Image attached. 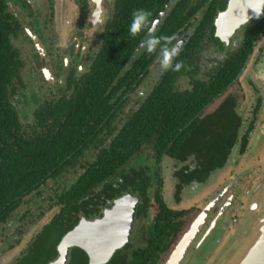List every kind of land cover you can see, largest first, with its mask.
<instances>
[{"label":"flooded vegetation","instance_id":"af4514ba","mask_svg":"<svg viewBox=\"0 0 264 264\" xmlns=\"http://www.w3.org/2000/svg\"><path fill=\"white\" fill-rule=\"evenodd\" d=\"M227 2L124 0L126 9L128 6H138V9L149 10L154 35L171 37L169 47H179V55L173 63L183 62L184 68L174 77L172 92L179 93V100L187 93L196 92V96L205 103H200L202 107L194 114L195 117L182 127L179 116H188V111H180L179 108L165 112L172 118V137L168 143L171 152H163L160 156L156 154L160 132L157 136L155 133L144 138L140 151L124 166L126 171L130 168L143 171L141 179L133 184V189H124L103 201L95 195V200L92 197V204L86 207L87 214L78 213L75 225L66 233L74 229L81 219L88 222L102 219L104 214L113 211L114 203L127 194H130L129 200L134 202L127 239L102 264H168L170 261L173 264H206L208 256L224 238L233 212L241 210L236 204L237 200L251 198L257 188L256 184L251 185V193L248 188L242 192L241 182L250 177V171L242 167V161L247 157L252 160L264 148V14L230 35L217 36L215 20L226 9ZM115 3L116 0H101L103 22L94 24L91 21V12L97 8L94 0H0V19L6 25L4 30H8L7 38L19 64L18 76L6 86V97L19 134L29 137L32 131L39 129L34 126L37 110L50 109L53 104L73 98L82 78L89 73L103 39L108 36L106 28L114 17ZM166 22L169 26L162 34L161 25ZM142 34L134 49L138 55L132 53L126 64H136L137 82L122 96L102 97L106 102L103 110H100L103 120L99 122L98 129L101 128V131L95 148L85 153L81 165L89 164L99 151L109 148L119 138L125 124L139 111L165 74L160 68V49L149 54L141 44L148 34ZM217 86H223V89L216 93ZM234 86L239 87L238 94ZM245 91L249 96L244 95ZM116 98H120V101ZM247 100L249 108L244 106L243 110L242 103ZM116 104V110H112ZM227 109L229 118H232L231 128L235 126L233 145L214 169L202 178L200 171L192 173L200 168L192 151L193 145L197 143L202 129H209V124L214 131L221 127ZM163 113L156 111L159 130L162 128ZM194 119L202 121L205 126L201 125V129L193 126L189 130ZM42 136H45L43 132ZM239 166L242 168L235 171ZM231 171L233 173L227 175ZM81 172L82 168L77 165L75 173L69 172L26 197L36 198V202H47L45 210L57 208L53 217L60 208L52 203L54 194L65 190ZM166 180L171 182L169 205L163 201V184ZM248 202L244 212L250 214ZM32 209L24 210L22 214L26 218L20 221L18 217V220L33 224L34 220L30 218L36 208ZM121 214L123 212L111 216L119 220ZM40 217L42 212L36 219ZM126 222L123 221L122 227ZM58 243L55 246L56 255L51 261L57 257ZM16 244L18 240L7 243V247L12 249ZM75 251L83 254L84 264H90L88 255L76 246L69 247L65 264H71L74 260L71 255ZM93 251L92 259L101 257L104 252L100 248ZM75 261L74 264H79Z\"/></svg>","mask_w":264,"mask_h":264},{"label":"trees","instance_id":"16d2710c","mask_svg":"<svg viewBox=\"0 0 264 264\" xmlns=\"http://www.w3.org/2000/svg\"><path fill=\"white\" fill-rule=\"evenodd\" d=\"M135 9L138 6L126 9L124 0H116L114 17L106 28L108 36H104L89 73L82 78L71 100L35 112L34 126L39 129L32 131L29 137L19 134V130L17 132L15 117L6 97V86L18 76L19 64L7 38L8 30H4L6 25L0 19V222L4 223L21 206L23 198L39 187L61 179L69 172L75 173L77 165L82 168L65 190L54 194L52 203L60 206L58 212L32 237L14 264H47L53 260L59 239L75 225L79 212L87 214L86 207L92 204V197L95 200L96 195L100 201L109 199L124 189L132 190L133 184L141 179L143 171L134 168L126 171L124 166L140 151L144 138L155 133L157 136L160 132L156 154L160 156L163 152H171L168 143L172 137V118L165 112L179 108L180 111H188V116H179L182 127L195 117L194 114L205 103L196 96V92L187 93L179 100L180 95L172 92L171 84L180 71L169 70L160 84L152 89L139 111L125 124L119 138L109 148L99 151L89 164H80L85 153L95 148L101 131V128L98 129L99 122L103 120L100 110L106 102L102 97L122 96L137 82L136 64L126 65L132 53L138 55L134 49L144 35L140 33L133 38L129 34ZM168 26L169 23H163L160 32L163 34ZM222 89L223 86L215 87L216 93ZM116 100L120 101V98ZM116 106L112 110H116ZM158 110L164 111L161 130L156 124ZM228 114L227 109L218 130L214 131L211 124L209 129H202L192 148L200 167L192 171L193 174L200 171V176L204 178L229 152L235 137V126L231 128L232 118ZM208 121L211 123L210 119ZM201 125H204L202 121L194 119L189 130ZM25 218V214L19 216L20 221ZM16 233L21 234L19 230ZM71 258L79 264L85 263L79 251L73 252Z\"/></svg>","mask_w":264,"mask_h":264},{"label":"water","instance_id":"95a60500","mask_svg":"<svg viewBox=\"0 0 264 264\" xmlns=\"http://www.w3.org/2000/svg\"><path fill=\"white\" fill-rule=\"evenodd\" d=\"M255 6V0H228L226 9L215 20V34L230 35L247 22L258 20L262 14L257 16L253 13L251 9ZM129 198L130 194H127L116 201L113 211L104 214L100 220L88 222L81 219L78 225L66 233L58 243L57 257L54 260L56 264H65L67 251L71 246L82 249L88 255L90 264L105 263L112 252L127 239L128 224L132 220L135 207L134 202ZM127 207L129 208L125 209ZM249 209L256 211L258 217L247 236L230 252L222 264H264V183L253 197ZM116 211L123 212L121 214L123 219H120L121 215L119 220L111 216L115 215ZM122 220L127 221L124 227ZM116 223L120 225L116 226ZM97 248L103 249L104 252L101 257L92 259L91 253ZM168 264L173 263L170 261Z\"/></svg>","mask_w":264,"mask_h":264},{"label":"rangeland","instance_id":"374dc122","mask_svg":"<svg viewBox=\"0 0 264 264\" xmlns=\"http://www.w3.org/2000/svg\"><path fill=\"white\" fill-rule=\"evenodd\" d=\"M234 90L237 94L239 93V87L234 86ZM244 95L249 96V93L245 91ZM249 100H247L245 103H242L243 110L244 106L246 109L249 108H247V103H249ZM242 163V167L247 168L250 171V177L245 178V180L241 182L242 192L248 188V192L251 193V185L255 186L256 184L257 188L255 189V192L251 198L248 199L247 197L242 198L239 201L237 200L236 204L239 208H241V210H239L238 213L237 211L233 212V216L227 224V230L225 231L224 238L220 241L219 245L216 247V250H214L208 256L206 264H222L230 252L247 236L252 225L255 223L256 218L258 217V213L254 210L251 211L249 209L250 214L245 213L244 206L248 201L250 205L253 197L261 189L264 183V148L260 151V154H257L252 160L251 158L247 157V159L243 160ZM242 167L239 166V168L237 167L234 170H239ZM232 173L233 171L228 172L227 175H231ZM212 191H214V188ZM45 194L46 192H44V195ZM170 194L171 182L170 180H166L163 184V201L168 205L171 203L169 200ZM39 201L36 202V198L33 199L32 197H26L23 200L22 205L10 216L8 221L4 224H0V264H11L24 250L29 240L41 229L45 223L49 221L52 215L56 212L57 208L45 210L47 202L43 203V201ZM31 208H36V211L32 213L30 218L32 221L34 220L33 224L29 225L27 223L24 224V222H20L18 220L19 215L24 213V210H30ZM41 212L42 217L36 219L38 214ZM17 230L21 231L20 236L16 235ZM16 240H18V244L14 245L12 249H8L7 243L12 244Z\"/></svg>","mask_w":264,"mask_h":264},{"label":"clouds","instance_id":"9594fccd","mask_svg":"<svg viewBox=\"0 0 264 264\" xmlns=\"http://www.w3.org/2000/svg\"><path fill=\"white\" fill-rule=\"evenodd\" d=\"M97 8L95 11L91 12V21L95 23H102L100 5L101 0H94ZM255 8L251 9L253 13L257 16L264 14V0H255ZM152 13L146 9H135L132 12V20L129 26V34L131 37L135 38L141 32H147L148 36L145 40L141 42L142 47L146 49L149 54H152L160 49L161 60L160 68L161 72H167L169 70L179 72L184 68L183 62L173 63L175 57L179 55V47L171 46V37H157L154 35L153 27L151 26ZM63 259V257L61 258ZM50 264H56L55 261H51Z\"/></svg>","mask_w":264,"mask_h":264},{"label":"bare ground","instance_id":"6f19581e","mask_svg":"<svg viewBox=\"0 0 264 264\" xmlns=\"http://www.w3.org/2000/svg\"><path fill=\"white\" fill-rule=\"evenodd\" d=\"M60 2V1H59Z\"/></svg>","mask_w":264,"mask_h":264}]
</instances>
